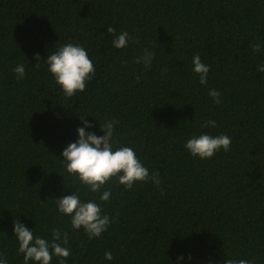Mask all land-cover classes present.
<instances>
[{
    "label": "trees",
    "instance_id": "1",
    "mask_svg": "<svg viewBox=\"0 0 264 264\" xmlns=\"http://www.w3.org/2000/svg\"><path fill=\"white\" fill-rule=\"evenodd\" d=\"M109 26L134 38L126 49L112 47ZM69 42L85 47L95 68L73 97L35 60ZM257 42H264L261 0H0V253L8 264H23L17 219L44 237L53 227L67 231L64 264H175L181 255L182 264L189 255L191 264L227 257L264 264V73L257 71L264 53L253 52ZM145 48L155 52L150 69L135 63ZM195 54L210 65L207 85L191 71ZM20 63L23 80L13 72ZM80 117L98 136L99 123L117 121L116 145L133 148L150 173L159 172L160 185L129 189L112 180L103 203L67 174L61 153L78 138ZM209 118L215 128L201 126ZM201 132L228 135L230 150L193 158L184 144ZM76 189L115 218L99 238L89 240L56 210L53 200Z\"/></svg>",
    "mask_w": 264,
    "mask_h": 264
},
{
    "label": "clouds",
    "instance_id": "2",
    "mask_svg": "<svg viewBox=\"0 0 264 264\" xmlns=\"http://www.w3.org/2000/svg\"><path fill=\"white\" fill-rule=\"evenodd\" d=\"M261 2L264 3V0ZM107 32L111 34L112 47L117 50L126 49L134 39L128 31H117L112 26L107 28ZM251 47L255 53H264V42H257ZM154 58L155 52L145 48L143 54L136 57L135 63L143 65L145 69H150ZM35 60L37 61L36 67L41 62L46 65L47 71L66 97H73L83 92L87 81L95 73L93 62L86 48L79 43H58L51 52H48L46 60H41L39 54H36ZM191 71L199 77L201 85H207L210 65L202 62L199 54L192 57ZM257 71L264 73V63L257 66ZM13 72L17 80H23L26 75L25 65L17 64ZM208 95L213 103H222L219 91L209 89ZM80 120L82 126L77 128L78 138L63 149L61 153L63 159L59 160L67 174L76 177L89 191L98 194L100 202H109L112 192L106 190L105 186L112 180L129 189L137 183L149 180L156 186L160 185L159 172L150 173L133 148L116 145L117 121L106 119L103 123L98 122L100 131L103 133L98 136L96 132L91 131L93 125L86 117H80ZM201 126L215 128L217 125L215 120L209 118L203 121ZM230 146L231 138L228 135H210L206 132L190 136L184 144L185 150L193 158L200 160L211 159L220 151L227 152ZM53 201L57 212L68 218L73 229H83L89 240L101 237L108 231L115 219L105 214L96 200L82 199L79 189L73 191L71 195H62ZM13 232L17 245L16 251L18 255H22L23 264H52L54 257L58 264H64L71 255V249L68 246V232L61 228L53 227L51 236L44 237L36 234L35 230L17 219L13 224ZM192 259L191 255L187 257L189 264ZM104 260L113 261L111 251L104 253ZM184 260L183 255L178 256L175 264H182ZM0 264H8L5 253H0ZM224 264H255V262L248 258L227 257Z\"/></svg>",
    "mask_w": 264,
    "mask_h": 264
}]
</instances>
